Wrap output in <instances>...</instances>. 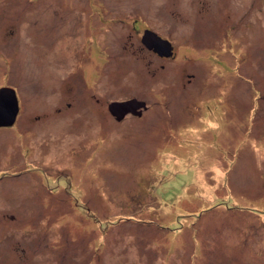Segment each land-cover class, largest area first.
Masks as SVG:
<instances>
[{
	"label": "rangeland",
	"instance_id": "rangeland-1",
	"mask_svg": "<svg viewBox=\"0 0 264 264\" xmlns=\"http://www.w3.org/2000/svg\"><path fill=\"white\" fill-rule=\"evenodd\" d=\"M1 86L0 264H264V0H0Z\"/></svg>",
	"mask_w": 264,
	"mask_h": 264
},
{
	"label": "water",
	"instance_id": "water-1",
	"mask_svg": "<svg viewBox=\"0 0 264 264\" xmlns=\"http://www.w3.org/2000/svg\"><path fill=\"white\" fill-rule=\"evenodd\" d=\"M142 43L148 48L157 52L159 55H172L171 43L150 29H145L141 36ZM108 111L120 120L128 112L140 115L141 110L146 108L143 101L131 98L122 101H112L107 105ZM18 113V100L15 90L11 86L0 87V126H11Z\"/></svg>",
	"mask_w": 264,
	"mask_h": 264
},
{
	"label": "flooded vegetation",
	"instance_id": "flooded-vegetation-1",
	"mask_svg": "<svg viewBox=\"0 0 264 264\" xmlns=\"http://www.w3.org/2000/svg\"><path fill=\"white\" fill-rule=\"evenodd\" d=\"M148 49V48H147ZM148 50H150L151 52H153L154 54H156V55H159L157 52H155L154 50H153V48H151V49H148ZM160 57V56H159ZM161 59H166V58H172V57H165V56H162V57H160ZM121 101V100H120ZM112 102V101H111ZM108 109V108H107ZM137 110H141V113L145 110V108H142V109H137ZM125 117V116H124ZM124 117H122L120 120H118V119H116V121H122L123 120V118Z\"/></svg>",
	"mask_w": 264,
	"mask_h": 264
}]
</instances>
